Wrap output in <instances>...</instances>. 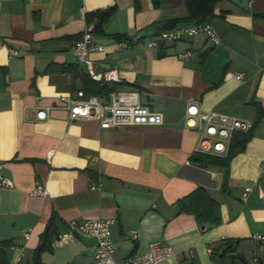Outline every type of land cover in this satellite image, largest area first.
Listing matches in <instances>:
<instances>
[{
    "label": "crops",
    "instance_id": "0c3cea01",
    "mask_svg": "<svg viewBox=\"0 0 264 264\" xmlns=\"http://www.w3.org/2000/svg\"><path fill=\"white\" fill-rule=\"evenodd\" d=\"M109 9L95 39L125 34L140 41L92 50L94 70L115 69L117 80L103 84L136 91L140 104L162 114L160 124L101 128L94 117L69 121L58 102L83 89L88 74L72 47L98 21L95 13ZM202 21L216 28L218 44L199 34L146 45L160 30ZM187 49V60L177 58ZM191 104L251 122L259 117L230 160L225 190L222 168L189 159L202 133L185 123ZM39 109H47L46 119H38ZM0 162V176L13 183L0 185V264H17L20 252L30 264L52 212L57 235L52 251L42 253L44 264H94V237H60L69 220L95 218L115 219L116 261L159 241L174 255L157 264H215L207 248L219 251L229 239L250 264L264 262V250L250 240L264 235V0H249L247 9L231 0H0ZM35 185L47 194H30ZM198 188L219 203L218 223L200 225L179 212V201Z\"/></svg>",
    "mask_w": 264,
    "mask_h": 264
},
{
    "label": "built area",
    "instance_id": "2783aa9c",
    "mask_svg": "<svg viewBox=\"0 0 264 264\" xmlns=\"http://www.w3.org/2000/svg\"><path fill=\"white\" fill-rule=\"evenodd\" d=\"M82 13L84 14V8H82ZM199 34H203L214 45L220 42V36L216 28L210 22L202 21L187 26L160 30L155 36L147 40L146 45L149 48H154L165 42L187 40ZM138 41H140V37L134 36L117 41L115 44L118 49H123L131 47ZM102 49L103 45L96 41L91 26L83 30L80 38L74 42L72 47L74 55L78 62L85 67L88 76L101 84L117 80L115 69H110L104 73L94 70L90 52ZM11 54L16 55L17 52L11 51ZM191 55L192 52L189 49L176 54L180 60H187ZM236 77L241 78L242 74H238ZM58 102L68 110L69 121L78 117H94L99 121L101 128L152 125L160 124L163 121L161 113L155 112L148 106L139 103L136 91L111 92L107 98L94 94L86 96L83 89H78L75 91V95L59 96ZM37 117L41 120L46 119L47 109H39ZM185 123L188 127H194L202 132L198 151L213 155L225 154L233 132L247 131L253 124L249 120L221 112H201L195 104L187 107ZM1 167L2 163L0 162V169ZM0 185L12 187L13 183L9 178L0 176ZM250 190L251 186L244 188L241 195L243 200L246 199ZM30 194L45 196L47 191L42 185H35L30 189ZM114 223V218L69 220L67 222L68 233L63 234L60 238L67 240L73 236L94 237L96 239L93 256L94 264H157L174 255V250L171 246L162 244L159 241H152L147 251L135 253L123 260L116 261L114 259L115 247L111 230V226ZM29 232L30 229L24 230L23 237H28ZM250 240L257 245L259 250H264L263 234L254 233L251 235ZM207 252L212 254L213 247L209 246ZM22 258L23 252H20L17 257V264H23ZM252 261L256 263L258 258L254 256ZM68 264L76 263L69 262Z\"/></svg>",
    "mask_w": 264,
    "mask_h": 264
},
{
    "label": "trees",
    "instance_id": "16d2710c",
    "mask_svg": "<svg viewBox=\"0 0 264 264\" xmlns=\"http://www.w3.org/2000/svg\"><path fill=\"white\" fill-rule=\"evenodd\" d=\"M113 13V9L95 13V16L98 18V21L92 27L93 34L99 35L100 33H102V26L107 22V20ZM112 37L116 42L129 38L125 34H114L112 35ZM83 90L86 96L94 94L104 95L107 98L109 97V93L111 92V89L106 84H101L97 81H94L89 76L85 78ZM258 120L259 117L255 122H253L252 127L247 131L233 132L228 146V150L225 154L213 155L201 152H194L189 157L190 161L200 167L216 165L222 168V188L224 190L227 189L230 160L236 153L244 149L246 143L252 136L253 128ZM218 206L219 203L215 199L210 197L206 190H204L203 188H198L197 190H195L194 192L179 201V212L193 214L200 225L215 224L219 221V217L216 215V209L218 208ZM57 219V214L55 212H52L47 222L46 229L42 235L41 242L33 252L32 262L30 264H44L42 261V253L52 251L51 243L54 236L57 235ZM235 242H237V240L223 239L218 246L221 250L218 251V248L213 249V252L211 254L212 257L215 258L216 256H218L220 259H224L229 256V264H235L236 260L242 262L243 264H250L243 255L235 252ZM0 262H2V259H0ZM257 264H264V262L259 260Z\"/></svg>",
    "mask_w": 264,
    "mask_h": 264
},
{
    "label": "water",
    "instance_id": "95a60500",
    "mask_svg": "<svg viewBox=\"0 0 264 264\" xmlns=\"http://www.w3.org/2000/svg\"><path fill=\"white\" fill-rule=\"evenodd\" d=\"M233 3L237 4L238 6H240L243 9H247L248 8V3L249 0H231ZM96 41L99 42L100 44H109V43H113L114 39H106V38H96Z\"/></svg>",
    "mask_w": 264,
    "mask_h": 264
},
{
    "label": "rangeland",
    "instance_id": "374dc122",
    "mask_svg": "<svg viewBox=\"0 0 264 264\" xmlns=\"http://www.w3.org/2000/svg\"><path fill=\"white\" fill-rule=\"evenodd\" d=\"M216 261L217 262H215V264H228V263H230L229 256H228V258L226 257L225 259H220L218 256H216ZM235 264H243V263L240 261H236Z\"/></svg>",
    "mask_w": 264,
    "mask_h": 264
}]
</instances>
